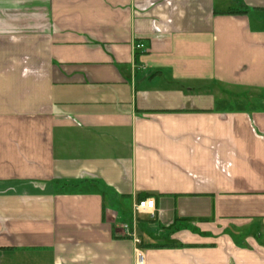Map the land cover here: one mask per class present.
Here are the masks:
<instances>
[{"label":"crops","instance_id":"obj_1","mask_svg":"<svg viewBox=\"0 0 264 264\" xmlns=\"http://www.w3.org/2000/svg\"><path fill=\"white\" fill-rule=\"evenodd\" d=\"M137 251L264 264V0H0V264Z\"/></svg>","mask_w":264,"mask_h":264},{"label":"built area","instance_id":"obj_2","mask_svg":"<svg viewBox=\"0 0 264 264\" xmlns=\"http://www.w3.org/2000/svg\"><path fill=\"white\" fill-rule=\"evenodd\" d=\"M135 47L143 49L144 45L142 43H137L135 45ZM134 212H135V214H146V215H149L150 217H152L154 215V212H155V200H154V198L147 197V198H144V199L137 201V203L135 204V207H134ZM123 229L125 231H127L128 226L126 224L123 225ZM135 241L139 242V239L136 238ZM142 261H143V254L141 251H137V262L139 264H141Z\"/></svg>","mask_w":264,"mask_h":264},{"label":"trees","instance_id":"obj_3","mask_svg":"<svg viewBox=\"0 0 264 264\" xmlns=\"http://www.w3.org/2000/svg\"><path fill=\"white\" fill-rule=\"evenodd\" d=\"M232 11V10H231ZM234 12H244V10H242V9H234L233 10Z\"/></svg>","mask_w":264,"mask_h":264}]
</instances>
